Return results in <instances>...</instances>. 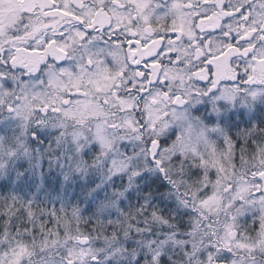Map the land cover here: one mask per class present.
Instances as JSON below:
<instances>
[{"label":"snow or ice","instance_id":"6c2138e0","mask_svg":"<svg viewBox=\"0 0 264 264\" xmlns=\"http://www.w3.org/2000/svg\"><path fill=\"white\" fill-rule=\"evenodd\" d=\"M259 7L261 11L245 14L232 0H0V103L13 97L15 103H8L7 110L16 112L21 120H28L33 113H59L65 119L83 123L88 118H106L110 113L105 105L135 112L137 101L147 95L143 107L149 123L143 118L125 120L123 126L132 132L144 127L155 130L156 121L168 117V106L173 108V117L186 119L175 108L189 107L192 95L212 96L216 102L213 111L217 113L242 102L250 101V107L257 98L264 101V3ZM237 14L239 21L226 22ZM217 29L222 31V44L205 38ZM44 69L46 79L41 78L40 83L46 90L30 91L31 78ZM21 76L29 81L17 94L12 85ZM193 80L202 83L194 91ZM16 104L21 105L19 111ZM107 123L103 119L97 125L96 136L102 144H107L102 135ZM242 123L243 128L241 122L226 125L222 116L208 114L189 122L181 134L173 132L175 139L171 141L154 136L148 141L150 163L166 179L169 165L180 173L188 166L202 186L200 203L207 206L215 200L208 185L220 184L227 179L228 171L235 172V161L231 159L235 149L239 148L236 159L240 164H248V148L258 139L254 133H264V118L251 117ZM223 126H227V134ZM31 131V143H46L36 128ZM220 136L223 138L217 145ZM241 136L252 139L245 146ZM200 143L208 149L206 154L198 151ZM0 150L10 162H17L20 181L15 188L0 191V222L5 225L0 227V264H27L36 233L45 235V247L49 242L56 243L47 239L56 233L41 223L30 238L28 225L16 222L18 217L31 218L35 214L33 201L26 198L25 192L29 185L21 160L24 146L19 140L0 141ZM253 151L255 163L239 178L235 192L241 199L252 189L260 192L264 188V147L257 146ZM164 153L168 155L162 159ZM48 163L51 167V161ZM208 168L215 171L208 173ZM224 190H232V185ZM183 195L189 197L187 192ZM63 211V207H52L48 215L55 221ZM77 213L78 209L73 208L72 215ZM152 214L155 216V211ZM228 227L229 234L234 235ZM71 238L79 246L67 250L64 264H87L92 251L88 236ZM237 243L240 248L249 247L243 241ZM224 247L230 244L225 241ZM212 259L210 253L209 261Z\"/></svg>","mask_w":264,"mask_h":264},{"label":"clouds","instance_id":"9594fccd","mask_svg":"<svg viewBox=\"0 0 264 264\" xmlns=\"http://www.w3.org/2000/svg\"><path fill=\"white\" fill-rule=\"evenodd\" d=\"M232 3L246 14L261 11L259 5L264 0H232ZM239 20L240 14H237L226 22ZM205 38L216 44L224 41L220 29L206 34ZM164 59L167 62V57ZM132 70L134 66L130 67V72ZM46 72L44 69L31 78L30 91L46 90L40 83L41 78L46 79ZM26 81L29 78L21 76L12 85L13 90L21 94ZM201 86V82L191 81L193 91ZM144 99L137 101L135 112H121L105 105L110 113L106 118H88L83 123L65 119L59 113L41 116L33 113L28 120H21L16 112L7 110L8 103H15L13 97H6L5 102L0 103V141L19 140L23 144L21 160L28 172L29 185L25 189L26 198L33 201L35 210L33 217H18L16 222L28 225L30 238L41 223L56 233L47 236L56 243L49 242L46 247L43 246L45 235L36 233L27 264H64L67 250L79 246L71 237L80 234L88 236V248L92 250L87 264H264V188L260 192L252 189L242 199L235 196L241 182L239 178L255 163L253 149L264 147V133H254L258 139L248 148V164H240L236 159L239 148L235 149L231 157L235 161V172L228 171L227 179H222L220 184L208 185L215 200L207 206L200 203L202 186L188 171V166L180 173L169 165L166 179L158 175V170L150 163L152 155L148 151V141L154 136L171 141L175 139L173 132L181 134L189 122L208 114L222 116L226 125L241 122L243 128L242 122L251 117L264 118V101L257 98L250 107V101L242 102L236 107L229 106L227 111L219 109L217 113L213 111L216 102L212 96L192 95L189 107L175 108L177 113H184L186 119L173 117V108L168 106V117L156 121L155 130L144 127L132 132L123 126L125 120L143 118L149 123ZM156 107L165 110L163 106ZM16 108L19 111L21 105L16 104ZM103 119L108 122L102 131L107 144H102L96 136L97 125ZM40 120L43 124H38ZM112 124L116 126H110ZM223 127L227 134V126ZM32 128H36L46 143H31ZM222 138L217 139V145ZM239 139L246 146L252 137ZM198 151L206 154L208 149L200 143ZM167 155L164 153L162 159ZM16 163L10 162L0 150V191L15 188L20 183ZM206 171L212 173L215 169ZM229 184L232 190L225 191ZM185 192L189 197L183 195ZM18 196L24 199L22 194ZM52 207L65 209L55 221L48 215ZM73 208L78 209L75 217ZM228 226L234 235L229 234ZM0 227H5L3 222ZM225 241L230 244L227 249ZM238 241L249 247L240 248Z\"/></svg>","mask_w":264,"mask_h":264},{"label":"flooded vegetation","instance_id":"af4514ba","mask_svg":"<svg viewBox=\"0 0 264 264\" xmlns=\"http://www.w3.org/2000/svg\"><path fill=\"white\" fill-rule=\"evenodd\" d=\"M143 66L141 65V68H142Z\"/></svg>","mask_w":264,"mask_h":264}]
</instances>
